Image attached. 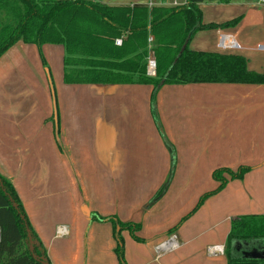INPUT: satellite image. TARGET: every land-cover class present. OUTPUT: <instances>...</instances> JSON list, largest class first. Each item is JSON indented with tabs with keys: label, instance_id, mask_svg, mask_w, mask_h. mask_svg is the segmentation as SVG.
<instances>
[{
	"label": "crops",
	"instance_id": "crops-1",
	"mask_svg": "<svg viewBox=\"0 0 264 264\" xmlns=\"http://www.w3.org/2000/svg\"><path fill=\"white\" fill-rule=\"evenodd\" d=\"M90 1L147 8L185 2ZM199 8L204 24L241 20L196 33L190 50L238 54L250 70L264 69V5L228 0ZM223 35L238 48L221 49ZM63 56L62 46L43 45L39 53L18 42L0 57V176L13 186L49 263L118 264L112 225L92 221L94 214L140 224L141 242L121 232L126 264H230L231 221L264 215V85H163L155 111L169 151L151 115V86L65 85ZM239 167L251 170L192 212L217 188L214 171ZM169 175L164 195L150 204ZM230 259L264 261V239L233 241Z\"/></svg>",
	"mask_w": 264,
	"mask_h": 264
},
{
	"label": "trees",
	"instance_id": "trees-1",
	"mask_svg": "<svg viewBox=\"0 0 264 264\" xmlns=\"http://www.w3.org/2000/svg\"><path fill=\"white\" fill-rule=\"evenodd\" d=\"M212 1L225 4L228 0H185L182 6L150 8L110 7L90 0H0V57L18 42L36 46L39 53L43 45L62 46V79L65 85L151 86V115L170 151L155 111L156 95L163 85H264V69L250 70L247 59L241 55L190 50L189 44L196 33L233 28L241 20L239 16L220 24H204L199 5ZM123 35H126V40L116 46L115 40ZM149 38L154 40L152 47H149ZM149 52L157 64L155 77L146 74ZM250 170L239 167L235 171H214L212 179L218 183L217 188L204 194L192 212L207 197L221 191L229 181L241 180ZM170 178L171 175L150 204L164 195ZM91 220L112 225L113 253L118 264H126L121 232L127 231L133 240L141 242L136 236L141 229L140 224L123 223L114 216L101 218L94 214ZM259 238L264 239V215L232 220L225 246L229 263H233L230 259L233 241ZM0 264H50L13 186L2 176ZM249 264H264V261Z\"/></svg>",
	"mask_w": 264,
	"mask_h": 264
},
{
	"label": "built area",
	"instance_id": "built-area-1",
	"mask_svg": "<svg viewBox=\"0 0 264 264\" xmlns=\"http://www.w3.org/2000/svg\"><path fill=\"white\" fill-rule=\"evenodd\" d=\"M69 1H75V0H69ZM258 1L261 5H264V0H258ZM121 42H122L121 39H116L115 45L120 46ZM219 46L223 50H235L236 48H238L237 45L234 42H232V40L229 39V37H226L224 35L220 37ZM156 70H157V64H156L155 57L151 52H149V55L147 57V64H146V74L149 77H155L156 76ZM62 231H64V229H62ZM217 249H215L213 247L209 248V252L215 253V251H217ZM218 251H219V249H218Z\"/></svg>",
	"mask_w": 264,
	"mask_h": 264
},
{
	"label": "rangeland",
	"instance_id": "rangeland-1",
	"mask_svg": "<svg viewBox=\"0 0 264 264\" xmlns=\"http://www.w3.org/2000/svg\"><path fill=\"white\" fill-rule=\"evenodd\" d=\"M250 2H252V3H257L258 1L257 0H250ZM207 16H209L208 14H206L205 13V21H208V19H210V18H207ZM27 103H29L28 101H26Z\"/></svg>",
	"mask_w": 264,
	"mask_h": 264
}]
</instances>
